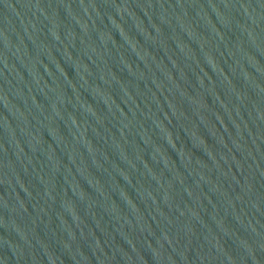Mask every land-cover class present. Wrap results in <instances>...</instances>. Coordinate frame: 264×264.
Instances as JSON below:
<instances>
[{
    "label": "water",
    "instance_id": "95a60500",
    "mask_svg": "<svg viewBox=\"0 0 264 264\" xmlns=\"http://www.w3.org/2000/svg\"><path fill=\"white\" fill-rule=\"evenodd\" d=\"M0 264H264V0H0Z\"/></svg>",
    "mask_w": 264,
    "mask_h": 264
}]
</instances>
